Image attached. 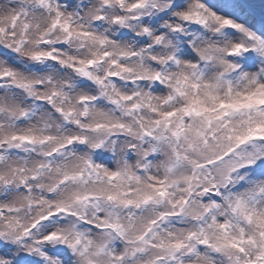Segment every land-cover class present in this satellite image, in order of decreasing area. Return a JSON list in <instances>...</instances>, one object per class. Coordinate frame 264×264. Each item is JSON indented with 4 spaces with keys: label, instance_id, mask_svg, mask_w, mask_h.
<instances>
[{
    "label": "snow or ice",
    "instance_id": "1",
    "mask_svg": "<svg viewBox=\"0 0 264 264\" xmlns=\"http://www.w3.org/2000/svg\"><path fill=\"white\" fill-rule=\"evenodd\" d=\"M0 264H264V0H0Z\"/></svg>",
    "mask_w": 264,
    "mask_h": 264
}]
</instances>
